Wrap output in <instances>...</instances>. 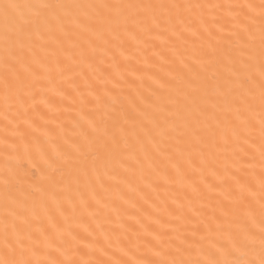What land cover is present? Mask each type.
I'll use <instances>...</instances> for the list:
<instances>
[{
	"label": "snow or ice",
	"instance_id": "obj_1",
	"mask_svg": "<svg viewBox=\"0 0 264 264\" xmlns=\"http://www.w3.org/2000/svg\"><path fill=\"white\" fill-rule=\"evenodd\" d=\"M0 264H264V0H0Z\"/></svg>",
	"mask_w": 264,
	"mask_h": 264
}]
</instances>
